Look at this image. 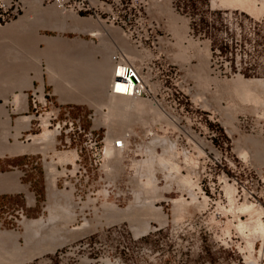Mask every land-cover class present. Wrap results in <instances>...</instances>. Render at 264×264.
Here are the masks:
<instances>
[{
	"label": "rangeland",
	"instance_id": "obj_1",
	"mask_svg": "<svg viewBox=\"0 0 264 264\" xmlns=\"http://www.w3.org/2000/svg\"><path fill=\"white\" fill-rule=\"evenodd\" d=\"M164 1H150V7L148 9L149 18L154 21L151 25L156 28L159 36H163L164 33L169 32L174 35L175 41L170 42L171 40L164 38L166 40V45L164 47L157 50H150L149 48L138 50L132 46L131 41L128 40V50L131 49L133 51L132 53L128 51V54H131V57L133 56V59L131 58L130 60H133V63L135 62L134 65L136 67H139L143 62L153 61V63H155V67H153V70H155L154 72H156L159 67V71L163 70L166 75H171L172 80H169L168 84L179 93L178 96L181 97V100L175 102L173 97L165 96L163 99L161 97L156 104L152 100L143 99L148 102L150 106L152 105L150 110H145L144 113H138L137 111L128 112L130 117L128 124H126V126L124 125V128L122 127L116 130L119 133L115 134L116 137L118 135L117 139H119V134L122 133L125 135L128 133V153H125L126 155L128 154V162L122 161L126 159L124 157L126 156L125 154H122L120 157L115 156L120 165L117 163V169L115 167L116 171L111 169L110 172L105 166L107 159L104 158L105 156L103 154V164L100 173L101 175L103 174L106 181L103 182L101 180V183L98 185L97 195L91 197L84 196L80 203L78 201V196L73 193V189H65L62 181L57 182V188L60 192L63 190H65V192L70 191L74 199L73 201L76 202V204L78 203V207L76 206V213L80 214V216L77 217L76 222L72 225H68V229L63 228L64 225L62 224V227L58 225L61 227V230H59L58 228L60 227L54 224L51 232L44 230L52 226L47 224V221H49L47 218L49 219V212H51L50 209H52L50 208L52 203L47 193V181L49 179L47 166L52 161L51 156H53V153L50 152L54 149L55 139L52 141V143L54 142L52 145L49 144L51 141L50 138L49 140H41L38 136V139L35 138L37 140L34 139V136L41 135L44 132L45 127L39 128L37 126L36 119L39 117V112H36L33 106L32 100L34 93L32 88L27 86L33 78H30L29 82L26 81L28 76H32L35 79L36 70H40L39 72L42 78H44L43 82L39 81L42 82L43 86L44 79L46 81L45 93H53V85L50 83L52 82L50 80L54 78L56 81L58 78L56 81L57 83H55L56 85H63L64 82L67 84L68 79L71 81L70 79L76 76L75 73L74 76H72L73 72H71V70L82 68V66L78 65H68V62L73 60L76 61L86 55L91 56L93 48L88 43L82 45L78 44L76 40L79 35L74 32L75 29L70 27L73 32H68L70 29L69 26L66 24L63 26V20L60 17L53 19L55 16H52V14L50 15V13L48 15L46 14V16H44L45 13L43 15L41 13L42 16L39 14L41 17H38V14H27L28 8H26L19 17L0 25V173L11 171L12 167L19 166V170H21V185L26 186L28 192L34 197V202H31L26 191H22L18 194H0V231H12V233L19 234V236L21 234L22 236V233L27 231L25 230V222H28V220L34 221L41 217L43 219V224L46 223L45 226L42 225L44 228L39 225L41 229H44V233L39 229V226L35 228L39 229V231H36L39 232L38 234L42 232L41 234L43 236L41 237V235H39L37 237L38 234L35 232V229L32 228L34 229L33 233L30 231L32 229H29L31 237L37 234L36 237L30 239L29 232H25L28 234L29 243L24 241L27 238H24V236H26L24 233L25 235L23 234V238L20 237L18 239V247L19 245V248L24 247V249L21 250H28L29 247L28 251H32L35 245L37 248L40 247L39 245H41L42 248L43 245L49 248V244L53 245L54 242L55 245L58 244L54 251L51 250V252L48 250L46 253H42V255H36V257L31 258L30 261L28 259L26 261L23 260L24 262L22 263L21 261L19 262L20 259L18 260V257L15 256H13V258H17L16 260L9 259L12 258L11 255H13L14 250L16 251L14 248L15 243H11V241L6 243L9 245L10 250H8L7 245H2L1 243L3 242L0 241L1 247L3 249L6 248V250L10 252V257L8 253L5 255L9 258L6 259L5 256L1 257L3 260L6 259L7 262L0 259V264L1 262H5L6 264L10 262L13 264V261H16L18 264H109L108 254L111 253L113 249L120 248L119 239L116 236L102 239L98 246H93V241L94 238L103 231L117 229L118 227H121L128 233V264H264V229H260L262 225L258 224V222L261 221L259 223L264 225V212L261 213V210H259L260 207L264 209V88H257L259 89L258 92H254L257 91V89L253 90L256 98L253 100L254 104H252L253 101L251 102L249 98L238 96L240 92L237 91L236 93V89L233 88V90L230 84L232 80L241 76L244 79H263L262 81H264V18L260 22L259 20L262 15L253 16L239 9L214 6V0H171L169 6L167 0ZM52 7L53 6H42V8L47 10ZM54 8L55 7H53V9ZM220 9H230L232 16H221L219 14ZM145 14L144 11L138 14L134 11L132 12V16L128 18L129 32H133L141 27L136 22L139 18L142 19L141 22L145 23L146 26L144 27L147 28L148 24L145 21L147 19L144 16ZM25 15L26 17L30 15L28 18L31 17L30 19H33L31 22L34 25L29 21L30 19L27 18L28 21H25L27 19L24 20ZM49 15L52 16L49 17L50 19L47 18ZM56 15L62 18L67 17L61 14L58 15V13H56ZM20 18H23L21 22H23L24 26L21 25L22 23L20 24V21H17ZM24 21L26 23H24ZM29 22L31 24L30 26L28 24ZM188 23L190 28L188 27ZM55 24H58L60 27L53 28ZM25 26L27 28H23ZM188 30L189 34L187 33ZM168 37L170 38V35L167 36V38ZM30 38L32 42L36 39V42L33 43L34 45L32 46L29 40ZM83 38L88 41L90 37ZM26 41L29 42L30 47H28V42L27 45H25ZM222 42L228 43L231 46L230 53L226 54L221 51L220 47ZM47 47L49 48L46 49ZM206 48L209 53L205 52ZM23 51L27 52V57L29 55V59H26L27 61L23 58H26L25 54L21 55L24 53ZM52 51L55 53L54 55H52ZM44 52H49L48 56H46L47 53ZM134 52H136L135 56H138V59L137 57L136 59L134 58ZM138 52L142 55H140L142 60L139 58ZM205 53H207V55ZM204 54L206 56H203ZM20 55L23 57L19 58ZM37 58L40 61H38ZM50 58L52 59L51 63L53 60L54 63L57 62L56 64H52L54 68L52 70L57 72L60 69V74H58L59 72L56 74L58 77L55 75L56 72H54V77H51L52 75L50 73L53 74V72L48 69V67L50 68L51 66H48L49 64L47 65V63H50ZM21 59H24V63ZM54 65H57V67H54ZM167 71H169V73H167ZM24 75H26V78ZM74 79L77 78L74 77ZM214 79L222 81L221 85H216L212 81ZM48 81L50 82L48 83ZM24 82H26L27 85ZM72 83L73 82L69 83V85ZM30 84L31 82L29 85ZM35 85L36 88L39 83H35ZM22 87V91L26 94L27 107L22 102H14L15 94L19 93ZM41 87L42 86H40V88ZM156 88V85L152 86L153 90ZM37 95L40 96L39 93H37ZM257 98L260 102L256 101ZM246 99H248L250 103ZM250 99L252 100V98ZM244 100H246V102ZM255 103L257 105H255ZM42 111L40 112L42 113ZM105 113H107V109L103 111V114ZM90 114L93 116L94 125H97V127L101 126V129L97 130L96 134L99 135L100 139H104V149L109 132L107 124L109 122L105 123L103 119H100L102 116L100 112L94 113L91 110L86 113V115ZM25 117H30L29 119L35 118L32 123H28L26 119L23 120ZM24 121L28 123V127H26L27 124H25ZM23 125L26 126L22 128ZM86 125L87 128L91 127V121L88 120ZM47 130H52V128H47ZM53 132L52 134H54ZM162 137H165L167 141L169 140L168 142H170V140L171 142L176 141L177 144L174 142V145V143L171 144L170 142V145L176 147L173 146L176 150L172 148L176 155H174L175 157L173 156V158H175L173 160H177L174 162H177L176 164L178 166L180 165V170L178 169L174 172L172 168H169V166L167 167L166 163L163 162L161 164H165L166 167H162L163 165L160 163L156 164L158 161L154 158H157L155 155H162V144L160 147L159 144L161 142L159 140L155 142V139H153L154 143H157L155 145L158 146L152 148L151 146L155 145L151 142L153 143L152 145L150 141H152V138ZM172 139L174 141H172ZM33 142H38L39 144H36L37 146L35 145V148L34 145L29 148L30 143ZM146 143L148 145L151 144L150 147H148L149 149H153V151L147 149L155 152V155L150 152L155 156L153 158L154 160L151 157L152 160L147 158L148 156H152L150 153L148 156L145 154L147 151L145 148L147 147ZM15 145L20 146L18 147L19 149L17 148L18 151ZM43 146L44 149L42 148ZM8 149H12V152L10 151V153ZM30 149L31 151L39 153L37 161L34 160L33 157L29 159H27L28 156L17 157L19 154L28 153ZM68 150H71V148L58 147L56 152L61 153L62 151L65 152ZM4 155H7V158H4ZM142 160L143 164H145V162L147 164L148 160H151L152 163L156 161L155 164L153 163V168L155 165H161V168L155 167L156 171H154L156 173H154L153 170L151 172L156 174L155 176L152 175L157 178L153 184L161 189V191L157 192L156 190L158 188L154 186V188H157L155 192L159 195L162 194L161 196L163 198H161L163 201H161V198L159 199V195L157 198L158 201H156L157 199L155 200L156 196L153 198V203L152 200H150V197H153L151 195L155 193L151 190L154 189L151 188L153 185L149 188V193H152L151 195L148 194L147 196L145 192V196L141 195L143 199L145 197L144 200L142 198H137V200L134 199L138 193V189L136 191L134 187L140 188L139 185H142L140 182H143L141 187L145 188L146 186L145 175H142V179L139 177L141 175L138 174V172L140 173L141 171L140 165H142ZM138 161H140V164ZM135 166L140 167L136 168ZM148 166L147 164L145 168ZM142 167H144V165ZM164 168L167 169L165 170ZM168 168L171 171L168 170ZM160 169L162 171H160ZM29 170H31V172ZM124 171H128V193L124 192V186L119 184L116 187L119 193H116V191H113V187H109V185H112V182L118 177H122ZM143 172L145 174L150 173H146L145 169L141 171L142 174ZM176 173H180V176L188 175L190 181L192 179L193 186L191 187L194 188L191 189L189 187L190 191H192L191 195L193 196L194 194L195 197L198 198L197 202L200 201V205L203 203V207L197 202L196 204L195 202L191 203L192 196H190V192L187 190L188 187L184 188V184L181 187V183L179 182V184L178 181H175L174 178L172 179L169 175H175ZM167 175H169V178H171L173 182L175 181V183L172 181L171 183V179L169 180L166 178ZM174 175L171 176L173 177ZM177 175L180 177L179 174H176V176ZM166 179L167 182L165 181ZM156 180H159L158 183ZM169 182L171 185L168 187L166 183ZM193 183H195V185ZM228 184L232 185L230 188L233 192L231 193V190L228 188V191L226 190L225 185L227 186ZM160 187H164L166 190ZM167 187L169 189H167ZM140 189L146 191V189ZM140 189L139 192L141 191L140 193L142 194L143 191ZM156 193L154 195H157ZM137 196L139 197L140 195ZM204 197H206L207 200ZM90 198L93 199V201ZM119 198L121 200L124 199L125 202L120 204L118 202ZM147 198L154 207H162L160 209H162L163 214L166 216V220L165 224H160L161 222H157L154 219H146V222L150 224V229L147 225L148 230L145 232L143 231V233L139 235H136L128 219L119 222L118 220L120 219H118L117 222H115L111 219L112 213H104L107 210L103 208V204L106 203H112L113 206L119 208L117 210L138 205L136 208L138 212L133 208L136 213L134 212L135 214H132L134 217L136 214V217L140 214L138 219L140 218L141 221H145L144 219L148 214L146 211L147 208L145 207L151 205L147 203ZM177 198H182L184 201L186 199L187 205L188 202L191 201L188 206H184L182 218H177L173 211V202L171 201ZM133 199L134 201L136 200L137 204L134 203L133 205ZM88 200H90V202H88ZM202 200H205L206 204L204 203L205 201ZM246 202L253 205L254 209L241 210V206ZM48 207L49 212L47 209ZM140 211L141 213H139ZM54 218L56 219V217ZM142 218L144 219L142 220ZM53 220L54 219H52V221ZM84 221H90L88 222L90 227L87 226V228H89L86 229L88 231L85 235L81 234L79 230H74V227L81 226ZM107 221H110L108 222L109 224ZM239 222H243L244 225L245 223L251 224V227H248L246 224L242 229L238 228L239 231L236 229L239 224H242ZM47 225H49L48 228L46 227ZM257 225L260 226H258L259 229H257L258 227L256 228ZM253 228H255V230H253ZM62 229L65 231V236L62 234L64 233ZM54 231H59V235ZM70 231L73 234L77 232V234L73 235L75 240L71 238L72 234ZM254 231L259 232L256 233ZM34 232L36 234H34ZM78 232H80V234ZM50 234H52L55 239L50 237ZM68 234H71L70 237L67 236ZM37 238L39 241L41 240L40 243L36 241ZM86 238L91 239L90 246L84 244ZM56 239H58V241ZM59 239H61V241ZM67 239L70 240L68 242H63L65 240L67 241ZM71 239H73V241ZM31 240L35 242L34 246L30 242ZM49 240H51V242H49ZM247 241L251 245L250 248ZM25 242H27L29 246H24L27 244ZM46 242L49 243L47 244ZM30 245L34 248H31ZM3 249H0L1 253L8 252L5 249V251L2 252ZM250 249H253V251ZM36 250L34 249L33 251ZM59 251L64 253L62 259L54 257V254ZM17 253L15 252L14 254ZM51 257L52 261L49 260ZM98 258L102 260L98 261Z\"/></svg>",
	"mask_w": 264,
	"mask_h": 264
},
{
	"label": "bare ground",
	"instance_id": "obj_2",
	"mask_svg": "<svg viewBox=\"0 0 264 264\" xmlns=\"http://www.w3.org/2000/svg\"><path fill=\"white\" fill-rule=\"evenodd\" d=\"M164 1V0H163ZM170 1L171 0H167V3H168V6H169V3H170ZM164 2H166V1H164ZM24 3L26 4V6L28 7V13L27 14H30V13H33V14H38V17H41L44 13V16H46V14L48 15L49 13H50V15L52 14V15H56V13H58V15L59 14H61L62 16H67V17H70V19L72 20V19H78L77 18V15L75 14V12H72V11H66V10H60L59 8H54L53 9V7L52 8H49L48 10L47 9H44V8H42V6H41V3L38 1V0H24ZM213 5L214 6H221V7H224V8H235V9H239V10H242V11H245V12H247V13H250L251 15H253V16H261V15H263L264 14V0H214L213 1ZM167 6V7H168ZM168 9V8H167ZM47 12V13H46ZM41 13H42V15H41ZM39 14L41 15V16H39ZM50 15H49V17H50ZM54 15V16H55ZM28 16H30V15H28ZM28 16L26 17V15H25V17H24V20L25 19H27L28 18ZM32 16V15H31ZM43 16V17H44ZM57 16V15H56ZM23 17V16H22ZM52 17V16H51ZM57 17H59V16H57ZM57 17H55V18H53V19H57ZM63 18V19H68V18ZM31 18V17H30ZM30 18H28V19H30ZM23 18H20L19 20H17V21H20V24L21 25H23L24 26V24H23V22H21V20H22ZM28 19L27 20H25V21H28ZM40 19V18H39ZM39 19H38V21H39ZM50 19V18H49ZM45 20V19H44ZM48 20V19H47ZM82 20V19H81ZM83 20H85V18H83ZM82 20V21H83ZM90 20V19H89ZM23 21V20H22ZM24 21V23H26ZM30 22L31 21H33V19L31 20H29ZM38 21H36V22H38ZM43 21V20H42ZM46 21V20H45ZM66 21V20H65ZM64 21V22H65ZM75 21H79V20H75ZM82 21L80 22V23H82ZM88 21V20H87ZM87 21H83V23H88V29L89 28H91L90 30L91 31H89V33H92V34H90L91 36L93 35V36H99L100 34H102L101 32V30H103L102 28H100L101 30H100V32L98 31V27L99 26H102V25H99L98 23H96L95 24V22H92V20H90L89 22H87ZM30 22L28 23L29 24V26L31 25L30 24ZM41 22V21H40ZM39 22V23H40ZM71 22H73V21H71ZM17 23V22H16ZM16 23H14V24H16ZM32 23V22H31ZM58 23V22H57ZM82 23V24H83ZM18 24V23H17ZM20 24H19V26H20ZM27 24V25H28ZM33 24V23H32ZM74 24V23H73ZM75 24H78V23H75ZM97 24H98V27H97ZM103 24V23H102ZM34 25V24H33ZM56 25V24H55ZM54 25V26H55ZM58 25V24H57ZM56 25V26H57ZM62 25H63V23H62ZM81 25V24H80ZM96 25V26H95ZM104 25V24H103ZM55 26V27H56ZM76 26V25H75ZM105 26V25H104ZM110 26L111 25H109V27H108V25L106 26V27H108V29H110ZM113 26V25H112ZM34 27V26H33ZM38 27V26H37ZM36 27V28H37ZM78 27H79V25H78ZM84 27V26H83ZM85 27H86V25H85ZM97 27V28H96ZM20 28V27H19ZM23 28H27L26 26L25 27H23ZM42 28H44V27H42ZM63 28V27H62ZM72 28H73V26H72ZM81 28H82V25H81ZM104 28V27H103ZM112 28V27H111ZM30 29V28H29ZM28 29V30H29ZM39 29V28H38ZM74 29H76L75 27H74ZM84 29V28H83ZM83 29H81V30H83ZM114 29L116 30V28L114 27ZM113 28H112V30H111V32L114 30ZM118 29V28H117ZM31 30V29H30ZM79 30V29H78ZM86 30V29H85ZM107 30V29H106ZM106 30H105V32H106ZM120 29H118V31H119ZM110 31V30H109ZM108 32V31H107ZM116 32V31H115ZM119 32H121V30L119 31ZM119 32H118V34H119ZM123 32V31H122ZM110 33V32H109ZM113 33H114V31H113ZM113 33H111V35H113ZM105 34V33H104ZM116 33H114V35H115ZM117 35V34H116ZM120 35H122V33L120 34ZM124 35V34H123ZM102 35H100V37H101ZM105 36V35H104ZM100 37H98V38H100ZM116 37V36H115ZM127 37V36H126ZM103 38V37H102ZM102 38H100V39H102ZM105 38V37H104ZM123 39L122 40H124V38L125 37H122ZM128 38V37H127ZM106 39V38H105ZM118 39V38H117ZM119 39H121V37L119 38ZM30 41L32 40L31 38L29 39ZM28 40V41H29ZM107 40V39H106ZM126 40V39H125ZM125 40L122 42V44H125ZM28 41H26V44L25 45H27V42ZM29 41V42H30ZM48 41H50V40H48ZM101 41H103V42H105L104 41V39L103 40H101ZM100 41V42H101ZM29 42H28V47H30V44H29ZM36 42V39H34V42H32L31 41V46L32 45H34L33 43H35ZM102 42V43H103ZM101 44V43H100ZM106 44V46L108 45V43H105ZM193 44V43H192ZM126 45H127V43H126ZM103 46V45H102ZM124 47H122L121 49H125L126 50V46L125 45H123ZM27 47V46H26ZM109 47V46H108ZM108 47H105L104 49H101V50H103V53H102V57H103V55H104V60L105 61H107V59L109 58V60H110V57L111 56H108L109 54H111V53H109V50L110 49H108ZM111 47V46H110ZM121 47V46H120ZM192 47V46H191ZM207 47V46H206ZM49 47H47L46 49H48ZM194 48V47H193ZM208 48V47H207ZM206 48V51L205 52H208L207 49ZM29 50V49H28ZM50 50V49H49ZM49 50H44V51H49ZM52 50V49H51ZM111 50H112V47H111ZM110 50V51H111ZM114 50V49H113ZM128 51H131V53L133 52L131 49L130 50H128ZM24 53L23 54H21V55H24L25 54V56L27 55V52H25V51H23ZM29 52V51H28ZM54 52H55V50H54ZM124 52V51H123ZM137 52V51H136ZM136 52H134L135 54H133L134 55V58L136 59V57H137V59H138V56H135L136 55ZM22 53V52H21ZM44 53H47V52H44ZM52 53V55H54L55 53H53V51L51 52ZM109 53V54H108ZM114 53V52H113ZM126 53V52H125ZM139 53V52H138ZM137 53V54H138ZM146 53V52H145ZM209 53V52H208ZM29 54V53H28ZM48 54H49V52L47 53V55L46 56H48ZM206 55H207V53H205ZM203 55V56H206V55ZM19 56V58L21 57H23V56ZM111 55H114V54H111ZM127 55H131V54H127ZM140 53H139V58H140ZM50 56V55H49ZM107 56H108V58H107ZM128 56V57H129ZM142 56V55H141ZM147 56H149V55H147ZM31 57V56H30ZM25 60L28 58L29 59V55H28V57L26 56V58L25 57H23ZM103 58H102V60H103ZM107 58V59H106ZM133 59V56L131 57L130 56V58L129 59ZM143 58V57H142ZM203 58V57H202ZM24 59H21L22 61H23V63H24ZM49 59V58H48ZM47 59V61L49 62V60ZM141 59V58H140ZM20 60V61H21ZM37 60L38 61H40L38 58H37ZM51 58H50V63H51ZM87 60V59H86ZM142 60V59H141ZM27 61V60H26ZM90 60H88V62H89ZM131 61H133V60H131ZM56 62V61H55ZM22 63V65L24 66V64ZM50 63H47V65L48 66H51L50 68L48 67V69H50V71H52L53 72V74L52 73H50L52 76L51 77H54L53 75H54V72H56V71H53L52 69H54L53 68V66H52V64H55L54 63V60H53V62L51 63V65H50ZM57 63V62H56ZM73 63V62H72ZM87 63V62H86ZM100 63V62H99ZM104 63V62H103ZM103 63H102V66L100 67V65H99V68L96 70L97 71V73L98 74H96V77H95V80L93 79V76H92V81H95V85H96V87H97V96H98V92L101 94H99L100 96H104L103 97V99H102V102L99 104V103H96V104H98L97 106L100 108L99 110H101L103 107L104 108H106L107 109V113H105V114H103V111H99L100 113H101V118L100 119H103L104 120V122L105 123H107V122H109V123H107L108 124V131L110 132H108V136H107V138H106V142H105V148H104V158H106L107 159V163H106V167L108 168V170L110 171L111 169H114L115 171H116V169H117V165L119 164L118 163V159H116L115 158V156L116 157H120L121 155H122V151H120V150H117L115 147H114V142H115V140H117V137H118V135H117V137H116V135L115 134H117V133H119V132H117L116 130H119L120 128H124V125L126 126V124H128V121H129V113L128 112H130V111H137L138 113L140 112V113H144V111L145 110H150V108H152V105L150 106V104H148V102H146L145 100H143V99H133V98H126V97H122V96H115V95H111L110 94V92L109 93H106V88H107V86H108V91H109V87H110V84H109V82L106 84V82L107 81H110L111 80V75H112V73H111V75H109L110 73L109 72H107V70L109 71L111 68V70L113 71V66H112V64H111V62H107V65L105 66V64L103 65ZM108 63H110V64H108ZM133 63V62H132ZM135 63V62H134ZM20 64H21V62H20ZM38 64H39V62H38ZM59 64V63H58ZM61 64V63H60ZM64 64V63H63ZM80 64H84V63H80ZM89 64V63H88ZM21 65V66H22ZM57 67V65H54V67ZM62 66V65H61ZM90 66V65H89ZM107 66H109V67H107ZM93 67V66H92ZM98 67V66H97ZM110 68V69H109ZM23 69V68H22ZM25 69V68H24ZM47 69V70H48ZM60 70V69H59ZM59 70L57 71V72H59ZM98 70H100L99 72H98ZM38 73H40L38 70H36ZM49 71V72H50ZM75 71V70H74ZM93 71V70H92ZM37 72H35V74H36V76H35V74H34V76L36 77L35 79H38V80H40V81H42L43 82V78H42V76H41V73L40 74H38ZM48 72V73H49ZM57 72L55 73V75L57 74ZM107 72V73H106ZM61 73H62V71H61ZM74 73L75 72H73V75L72 76H74ZM77 73H79V72H77ZM90 73H91V67H90ZM94 73H96V72H94ZM58 74H60V72L58 73ZM89 74V73H88ZM110 76H108V75ZM49 75V74H48ZM107 75V77H109V78H106L105 76ZM28 76V75H27ZM57 76V75H56ZM79 76V75H78ZM87 76V75H86ZM90 76V75H89ZM89 76H87V78L89 77ZM240 76V75H239ZM24 77L26 78V75H24ZM50 77V76H49ZM58 77V76H57ZM75 77V76H74ZM73 77V78H74ZM30 78H33L34 79V77H30V76H28L27 77V81L26 82H29V80H30ZM82 78V77H81ZM86 78V79H87ZM33 79H31V83H32V80ZM49 79H51V78H49ZM58 79V78H57ZM57 79H56V81H57ZM84 79V78H83ZM90 79V78H89ZM107 79V80H106ZM24 80V79H23ZM54 80V78L52 79V80H50V81H52V83L51 84H54V83H57L55 80ZM72 82H75V80H72V79H70ZM88 80V79H87ZM263 79H261V80H257V79H255V80H249V79H244V78H242V76L241 77H238L237 79H234V80H232V82L230 83L231 85H232V89L234 88V89H236V93H237V91H239L240 93H242V94H240L239 92V95L238 96H244L245 98L247 97V98H249V100L252 102L256 97H255V93H253V90L255 89H257V88H259V87H263L264 88V81H262ZM50 81H48V83L50 82ZM71 81H69V79H68V82L69 83H71ZM83 81H85V80H83ZM90 82H91V84H93L92 83V81L91 80H89ZM216 85H221V83H222V81H220V80H218V79H214V80H212ZM26 82H24L25 84H26ZM29 82V83H30ZM42 82H41V84H42ZM54 82V83H53ZM67 82V84H66V82H64L63 83V85H65V86H63L62 84L59 86V84H55L56 86H55V91L57 92V93H59V95L62 93V95H64L63 93H65L66 95L67 94H69V93H71V94H77V91L78 90H80L81 91V89L79 88V87H81V86H79L78 87V90H77V86H75V85H72V84H70L69 85V83ZM24 83H23V85H24ZM29 83H28V85H29ZM58 83H60V82H58ZM76 83H77V80H76ZM86 82H84V84H85ZM22 84V83H21ZM40 84V86H42L40 89H38V90H40V91H43L44 90V88H43V84L41 85ZM75 84V83H74ZM79 84V83H78ZM80 84L83 86V83H81L80 82ZM229 84V83H228ZM227 84V85H228ZM27 85V84H26ZM27 85V86H28ZM31 86H33L32 84H30ZM94 85V86H95ZM107 85V86H106ZM93 86V87H94ZM86 87V86H85ZM84 86L83 87H81V88H85ZM90 87V86H89ZM231 87V86H230ZM19 88V87H18ZM28 88V87H27ZM86 88H88V86L86 87ZM23 89V87L21 88V90ZM93 90V88H90V90ZM95 89V88H94ZM118 89H119V91H121V90H123V88H121V86L120 87H118ZM117 89V90H118ZM233 89V90H234ZM260 89H262V88H260ZM19 90V89H18ZM82 90H84V91H89V90H86V89H82ZM258 90L259 89H257V91H254V92H258ZM20 91V90H19ZM79 92V91H78ZM82 92V91H81ZM81 92H79V93H81ZM94 92V93H95ZM260 92V91H259ZM84 93V92H83ZM83 93H81V94H83ZM14 94V93H13ZM70 94V95H71ZM87 96H88V94L87 93H85ZM258 94V93H257ZM65 95V97H67ZM91 95V94H90ZM73 96V95H72ZM71 96V97H72ZM76 96V95H75ZM94 96V95H93ZM96 96V97H97ZM62 97H64V96H62ZM70 97V96H69ZM70 97V98H71ZM74 97V96H73ZM79 97V96H78ZM89 97V96H88ZM87 97V98H88ZM95 97V96H94ZM99 97V96H98ZM68 98V97H67ZM82 98V97H81ZM83 98H86V97H83ZM90 98H92V97H90ZM240 98H242V97H240ZM250 98H252V100L250 99ZM40 99H42V98H40ZM73 99H78V98H73ZM89 99V98H88ZM92 99H94V98H92ZM260 99V98H259ZM14 102H16V103H23L26 107H27V98H26V94H23L22 93V91H21V93L19 92V94H15V96H14ZM72 100V99H71ZM99 100H101V98L99 99ZM246 100H248V99H246ZM246 100H244L245 102H246ZM248 100V101H249ZM262 100V99H261ZM74 101V100H73ZM95 101H96V98H95ZM94 101V102H95ZM247 101V102H248ZM250 101H249V103H250ZM256 101H259L260 102V100H258V98H257V100ZM255 101V102H256ZM93 101L91 100V102L90 103H92ZM97 102V101H96ZM248 103V104H249ZM93 105H94V103H92ZM91 104V105H92ZM96 104H95V107H96ZM252 104H254V101H253V103ZM257 104H258V102H257ZM256 103H255V105H257ZM22 105V104H21ZM254 105V106H255ZM161 106V105H160ZM97 107V108H98ZM23 108V107H22ZM155 108H157V107H155ZM153 110V109H152ZM161 110H163V109H161ZM156 113H159V112H157V111H155ZM161 112V111H160ZM98 113V112H97ZM161 113H163V112H161ZM30 118V117H29ZM28 117H25V118H23V120H25L26 119V121H30V119H29ZM161 118H162V116H161ZM164 120V119H163ZM20 121H22V120H20ZM26 121H24L25 122V124H27V126L26 127H28V123L26 122ZM100 121V120H99ZM165 121V120H164ZM103 122V121H102ZM167 123V122H166ZM23 124V123H22ZM100 124V123H99ZM103 124V123H102ZM167 125H168V123H167ZM24 125L22 126V128L23 127H25ZM94 127H95V125H94ZM97 127V126H96ZM122 130V129H121ZM115 131H116V133H115ZM52 132H53V130H47V127H45V130H44V132L41 134V135H37V136H34V139L35 138H41V140L42 139H48L49 140V138L51 139V141H50V143L49 144H53L52 143V141L55 139V132H53L54 134H52ZM122 134V133H121ZM121 134H119L120 135V138H122V139H125L126 140V134L125 135H121ZM53 135V136H52ZM115 135V136H114ZM155 135V134H154ZM39 136V137H38ZM116 137V138H115ZM155 137V136H154ZM156 137H157V134H156ZM159 137V136H158ZM161 137V136H160ZM119 138V139H120ZM167 138V137H166ZM37 139H35V140H37ZM153 139H155V142L156 141H160L161 143L159 144V146L161 147V144H162V147H161V150H162V155L160 154L159 156H157V155H155L154 153L155 152H152L153 151V149H151L152 151H149L150 149H149V147H150V145L152 144L153 145V143H154V141H153ZM169 139V138H168ZM46 140H44V141H46ZM151 140V139H150ZM34 141V140H33ZM169 141V140H168ZM167 140H165V137L163 138H152V141H150V143L151 142H153V143H149L150 145H148L147 143V147H145L146 148V150L148 151V153H147V151H146V156H148L149 155V153L151 152L152 154H154L157 158H154L155 156L154 155H152L151 153V155L153 156H148L147 158H154L156 161H158V163L156 162V164H161L162 162L163 163H166V165H167V167L169 166V168H172L173 170H174V172H175V170H178L179 169V167H180V165L178 166L174 161H177V160H173V159H175V158H173V156L175 155V153H174V150L172 149V148H174L175 146V143H176V141H174L173 139H172V141H174V142H171V140H170V142H171V144L172 143H174V147L172 146V145H170V142H168ZM41 142V141H40ZM44 144V143H43ZM55 144V143H54ZM126 144H128V140H126ZM155 144H157V143H154V145ZM177 144V143H176ZM13 145V144H12ZM11 145V146H12ZM17 145V144H16ZM15 145V147H16V150L18 151V147H20V146H16ZM46 145V144H45ZM37 146V145H36ZM146 146V145H145ZM149 146V147H148ZM156 146H158V145H155V146H151L152 148L153 147H156ZM15 147H14V149H15ZM24 147V146H23ZM23 147H22V149H23ZM47 147V146H46ZM52 147V146H51ZM50 147V148H51ZM18 148V149H17ZM34 148H35V145H34ZM43 149H44V146L42 147ZM144 148V149H145ZM149 150H148V149ZM176 148V147H175ZM174 148V149H175ZM12 149H13V147H12ZM11 149V150H12ZM21 149V150H22ZM155 149V148H154ZM171 149H172V152H171ZM9 150V152H10V149H8ZM7 150V151H8ZM24 150H25V148H24ZM42 150V149H41ZM52 150H54V149H52ZM176 150V149H175ZM199 150V149H198ZM23 151V150H22ZM144 151V152H145ZM54 152H55V156H51L52 158H56L57 159V161H54V160H52L49 164H48V174H49V179H48V196H49V199H50V202L52 203L51 204V207L50 208H52V209H50V211L51 212H49V207L47 208L48 209V212L50 213L49 215H50V217H52V218H50L49 217V219L47 218V220H49V221H47V224H49V225H52L51 227H49L48 228V226L49 225H47L46 227L48 228L47 230H44V229H41V227H42V225L43 226H45L46 225V223L45 224H43V219L40 217V219H37V220H28V222H25V230H27L28 232H29V229H32V228H34L35 229V232H37V234L39 233L38 231H39V229H41L42 231L44 230V231H48V232H51L52 230H53V225L55 224L57 227H62L63 225H64V227L63 228H67L68 229V225L70 224V225H72L74 222H76V220H77V217L78 216H80V214H77L76 213V206H77V204H76V202H74L73 200V197H72V195H71V193H70V191L69 192H65V190H63L62 192H60L59 190H58V188H57V180H56V178H57V176L59 175H61V173H62V171H61V173L60 172H58V169H56V167H57V163H59L60 165L62 164H67V163H74L73 161H75L74 159L76 158V153H75V151L74 150H68V151H62L61 153H59V152H56L55 150H54ZM176 152V151H175ZM200 152V151H199ZM201 152H202V150H201ZM11 153V152H10ZM16 153V152H15ZM157 153V152H156ZM172 153V154H171ZM176 154H178V153H176ZM243 154H244V151H243ZM176 156V155H175ZM174 156V157H175ZM123 157V156H122ZM125 157V156H124ZM178 157V156H177ZM177 157H176V159H177ZM115 158V159H114ZM150 158V159H151ZM122 159H124V158H122ZM151 159V160H152ZM153 159V160H154ZM147 161V164L149 165L147 168H145L146 167V162H145V164H143V160H142V165H140V166H137V167H140V169H141V171L142 170H146V173L147 172H150V173H147V174H145L144 172H143V174L141 173V171H140V173L138 172V174H140L141 176L143 175H145L144 176V178L146 177V186H145V188L144 187H141L142 185H143V182H140V183H142V185H139L140 186V188H143V189H146V191H144V190H142V189H140L139 187H134V188H136V191H137V189H138V193H140L139 192V189L140 190H142L143 191V193L141 194H138L137 193V195H140L139 197L136 195L135 197H134V199H136L137 200V198L139 199V198H142L143 199V197H141V195H144V193L148 196V194H150L149 193V188H150V186H152L151 188H154V186H156L155 184H153L154 182H155V179H157L156 177H153V175L155 176L156 174H154V173H156L155 171V167H157V168H161V165H163V164H161V165H155V167L153 168V165L155 164V162H153L152 163V161ZM120 161V160H119ZM122 161H124V160H122ZM134 161V160H133ZM145 161V160H144ZM140 161H138V163H139ZM118 163V164H117ZM152 165H151V164ZM140 164V163H139ZM138 164V165H139ZM120 165V164H119ZM122 165V164H121ZM144 165V167H142ZM151 165V166H150ZM105 167V168H106ZM115 167H116V169H115ZM132 167H133V162H132ZM136 167V166H135ZM134 167V168H135ZM136 167V168H137ZM149 167H152V168H149ZM162 167H166L165 166V164L162 166ZM142 168H144V169H142ZM149 168V169H148ZM168 168V170H170ZM139 169V168H138ZM137 169V170H138ZM165 169V168H164ZM167 169V168H166ZM165 169V170H166ZM191 169V168H190ZM148 170V171H147ZM154 171V173L153 172H151V171ZM180 170V169H179ZM109 171H108V173H109ZM160 171H162L161 169H160ZM171 171V170H170ZM193 171V170H192ZM111 172V171H110ZM179 172V171H178ZM194 172V171H193ZM170 173V172H169ZM13 174H15V173H13ZM111 174V173H110ZM153 174V175H152ZM176 174H179V176H180V173H176ZM176 174L174 175V174H169L170 175V177L173 179L174 178V180L175 181H178V183L180 184V186L182 187V185L184 184L185 185V187L184 188H186V187H188V191L190 192V196H192L191 195V192L192 191H190V188L191 189H193L191 186H193L192 185V179H191V181H190V177L188 176V175H184V176H180V177H178V175L176 176ZM188 174L190 175V173L188 172ZM193 174V173H192ZM17 174H15V177H13L14 175H12V174H9V173H7V174H0V183H3V182H9V181H12L13 179H14V184L16 185V187L14 188L13 187V190L14 189H21V190H24V191H26L27 192V194L29 195L28 197L30 198V201L32 202H34V197L28 192V190H27V187L26 186H24V185H21V183H19V179H18V177L20 176V174H18L17 176H16ZM147 175V176H146ZM169 175H167V177L166 178H168L169 180L171 179V178H169ZM171 175H174L173 177L171 176ZM141 176H139L140 178H142L143 179V176L141 177ZM191 178H192V176H191ZM141 179V180H142ZM172 179L170 180V182L172 181ZM145 180V179H144ZM137 181V180H136ZM139 181H140V179H139ZM159 181V180H158ZM158 181L156 180V182L158 183ZM166 182H167V179L165 180ZM175 181L173 182V183H175ZM145 182V181H144ZM166 183V185L169 187L170 185H171V183ZM5 183L3 184V186L5 185ZM10 183V182H9ZM137 183V182H136ZM177 183V182H176ZM177 183V184H178ZM7 184V183H6ZM138 184H139V182H138ZM194 185H195V183H193ZM2 185V184H1ZM0 185V186H1ZM10 185H12V183L10 184ZM229 185V186H228ZM227 186L225 185V187H226V190H227V188L229 189V190H231L230 191V193L231 192H233V190L230 188L232 185H230V184H228ZM13 186V185H12ZM2 187V186H1ZM157 187V186H156ZM154 188V189H151L152 191H154L155 192V189H159V187H157V188ZM165 187V186H164ZM162 188V187H160V188H162V189H165V188ZM167 187V189H169ZM190 187V188H189ZM195 187H197V186H195ZM12 188V187H11ZM10 188V189H11ZM2 189V188H1ZM9 189V190H10ZM156 190L157 192L158 191H161V189H159V190ZM3 190H4V188H3ZM3 190H0V191H3ZM7 190V189H6ZM166 190V189H165ZM135 191V190H134ZM228 191V190H227ZM25 192V193H26ZM136 193V192H135ZM156 193V192H155ZM155 193H153V195H151V196H153L152 198L150 197V200H152V203H153V198L155 197V200L158 198V195L159 194H157V195H154ZM229 193V192H228ZM229 193V194H230ZM161 194V193H160ZM162 195V194H161ZM161 195H159L160 197H159V199L162 197ZM188 195H189V193H188ZM145 196V195H144ZM189 196V197H190ZM194 196V197H193ZM193 196H192V202L191 201H189V202H191V203H194L195 202V204H196V202H197V197H195V195L193 194ZM28 198V199H29ZM163 198V197H162ZM162 198H161V201H163L162 200ZM205 199H206V197H204ZM91 199V198H90ZM134 199H133V202L132 201H130V202H132L133 203V205H134V203H136V200L134 201ZM144 199H145V197H144ZM143 199V200H144ZM92 201H93V199H91ZM142 200V201H143ZM165 200V199H164ZM188 200V199H187ZM207 200V199H206ZM95 201V200H94ZM147 201H148V198H147ZM156 201H158V199L156 200ZM155 201V202H156ZM202 201H205V200H202ZM201 201V202H202ZM49 202V201H48ZM88 202H90V200H88ZM171 202H173L172 203V206H173V208H174V213H175V215H176V217L178 218V217H183V214H184V206H186L187 205V201H186V199H185V201H184V199H182V198H177L176 200H173V201H171ZM189 202H188V205H189ZM200 202V201H199ZM199 202H197L199 205H200V203ZM132 203H131V205H132ZM148 204H151V205H148V207H145V208H147V217L144 219V218H142V220L144 219L145 221H141V219L139 218L138 219V217H140V214H139V216L138 217H136L137 216V214H136V216L134 217V215L132 214V213H134L135 211L133 210V208L134 209H136L137 208V206L135 207V206H128V208H126V209H120V210H117V209H119V208H117L116 206H113V204L112 203H106V204H103V208H105L107 211H105L104 213H106V212H109V213H112V217H111V219H113V221H115V222H117V220L118 219H120V220H118V222L119 221H122V220H124V219H128V221H129V223H130V225L134 228H132L133 230H135V233H136V235L138 234H140V233H143V231L145 232V231H147L148 230V226L150 225V224H148V222H146L147 220L146 219H154L155 221H159V222H161L160 224H165V220H166V216L163 214V212H162V209H160V208H162L161 206H160V208L159 207H154L153 205H152V203L150 202V201H148L147 202ZM205 204H206V201L204 202ZM50 204V203H49ZM92 204V203H91ZM137 204V203H136ZM203 204V203H202ZM200 205V206H202L203 207V205ZM143 205H145V204H143ZM187 205V206H188ZM191 205V204H190ZM48 206H50V205H48ZM156 206V205H155ZM78 207V206H77ZM116 207V208H115ZM84 208V207H83ZM82 208V209H83ZM132 209V210H131ZM239 209V208H238ZM254 209V207H253V205H251V204H249V203H244L242 206H241V210H253ZM185 210H186V208H185ZM259 210H261V213L262 212H264V209L262 208V207H260V209ZM78 211V210H77ZM81 211V210H80ZM136 211H137V209H136ZM258 211V210H257ZM79 212V211H78ZM83 212H84V210H83ZM138 212V211H137ZM80 213V212H79ZM136 213V212H135ZM134 213V214H135ZM139 213H141V211L139 212ZM259 213H260V211H259ZM260 213V214H261ZM54 215V216H53ZM82 215V214H81ZM106 215V214H105ZM142 215L144 216V214H143V212H142ZM174 215V216H175ZM146 216V215H145ZM44 217V216H43ZM47 217V216H46ZM54 217H56V219L54 218ZM58 217V218H57ZM110 217V216H109ZM142 217V216H141ZM45 218V217H44ZM176 218V219H177ZM180 218V219H181ZM52 219H54L53 221H52ZM86 219V218H85ZM109 219V218H108ZM138 219V220H137ZM27 220V219H26ZM87 220V219H86ZM107 220V219H106ZM110 220V219H109ZM45 222V221H44ZM88 222H90V221H84V223H82V225L80 226H78V227H74V230L76 229L77 231L79 230L80 232H81V234H83V235H85V234H87V231L88 230H86V229H88L90 226V224L88 223ZM108 222H110V221H107V223ZM164 222V223H163ZM259 222H261V221H259ZM258 222V224H260V225H262L261 227L259 226V225H257L256 226V228L259 226L260 227V229L262 228V230L264 229L263 227H264V225L262 224V223H259ZM239 223H242V224H239ZM238 224H239V226L236 228V229H238V228H243V227H245V225L247 224V226L248 227H251V224H248V223H245V225L243 224V222H239ZM257 223V222H256ZM63 224V225H62ZM109 224V223H108ZM39 225H41V227L39 226ZM58 225H60V226H58ZM148 225V226H147ZM250 225V226H249ZM256 225V224H255ZM36 226H39V229H36L35 227ZM56 226H54L55 228H57ZM74 226H76V225H74ZM87 226H89L88 228H87ZM45 227V228H46ZM61 227L60 228H58L59 230H61ZM70 227V226H69ZM236 227V226H235ZM253 227V226H252ZM259 227L257 228V229H259ZM38 228V227H37ZM42 228H44V227H42ZM34 229H32V230H30L32 233H33V231H34ZM58 229H55V230H58ZM66 229V230H67ZM70 229V228H69ZM73 229V228H72ZM91 229V228H90ZM149 229H150V226H149ZM36 230H38V231H36ZM239 230V229H238ZM253 230H255V228H253ZM27 231H25L26 233H27ZM44 231H43V233H44ZM62 231H64L63 229H62ZM61 231V232H62ZM69 231V230H68ZM73 231V230H72ZM240 231V230H239ZM24 232V233H25ZM34 232V234H36ZM54 232H56V234L59 232H57V231H54ZM71 232V231H70ZM73 232H75V231H73ZM80 232H78L79 234H80ZM90 232H91V230H90ZM254 232H256V233H258L259 231H254ZM24 233H22V236H23V234ZM25 233V234H26ZM42 233V232H41ZM36 234L37 235V237L39 236V235H41V237L43 236L42 234ZM60 233V232H59ZM59 233H58V235H59ZM24 234V235H25ZM34 234H32V235H34ZM54 234V233H53ZM62 234H64V236H65V231H64V233H62ZM72 234V235H71ZM71 234H68L67 236H69L70 237V235H71V238H73V235L74 234H77V232L76 233H72L71 232ZM79 234H78V236H79ZM28 234H26V236H24V238L25 237H27L28 238V236H27ZM36 235H34V237L33 238H35L36 237ZM48 235V234H47ZM51 236L50 237H53V235L52 234H50ZM55 235V234H54ZM58 235H56V236H58ZM61 235V234H60ZM82 235V236H83ZM21 236V234H20V236H19V234H14V233H12V231L11 232H8V231H0V241L1 242H3V243H1L2 245H7V248H8V250H10L9 249V245L8 244H6V243H8L9 241H11V243H15V246L14 245H12V246H14V248L16 249V251L14 250V253L16 252H18L17 254H14L13 253V255H11L12 256V258H9L10 257V255H9V251L8 250H6V248H4L6 251H8V252H4L5 250L1 247V245H0V249H3V251L2 252H4V253H1L0 252V259H1V257L3 256H5V255H7V253H8V256H5L6 257V259L7 258H9V259H14V260H16L15 259V257H18V260H19V262L21 261L22 263L24 262V261H26L27 259L30 261V259L31 258H33V257H36V255H42V253H46L48 250H52V251H54V249L55 248H57V245H55L54 243H53V245L52 244H49V248H46L44 245H43V248H46V249H43L42 247H41V245H39L40 247H36V245H35V242L33 243L32 242V240H35V239H32L30 242L33 244V246L35 245V248L34 247H32V245H30L31 246V248H34L35 250L36 249H38V250H36V251H33L32 249V251H28L29 250V247H28V250H21V249H24V247H22V248H19L20 247V245H19V247H18V244H19V242H18V239L20 238V237H22ZM29 236H30V239L32 238L31 237V234H30V232H29ZM45 236H46V233H45ZM66 236V237H67ZM49 237V238H50ZM65 237V238H66ZM80 237V236H79ZM78 237V238H79ZM23 238V237H22ZM26 238V239H27ZM46 238V237H45ZM54 238V237H53ZM58 238V237H57ZM62 238V237H61ZM24 240V241H29V238L27 239V240ZM38 239V238H37ZM36 239V241L38 242L39 241V239L37 240ZM41 239V238H40ZM46 239H48V238H46ZM55 239V238H54ZM74 239V238H73ZM73 239H71L72 241H73ZM45 240V239H44ZM57 241H58V239H56ZM60 241H61V239H59ZM70 240V239H69ZM68 239H67V241L65 240V241H63V242H68L69 241ZM75 240V239H74ZM41 241V240H40ZM40 241H39V243H40ZM57 241H56V243H57ZM59 241V242H60ZM18 242V243H17ZM27 242H25V243H27ZM36 242V243H37ZM49 242H51V240H49ZM49 242H46L47 244L49 243ZM248 242V241H247ZM24 243V244H25ZM29 243V242H28ZM28 243L26 244V245H24V246H27L28 245ZM45 243V244H46ZM61 243V242H60ZM44 244V243H43ZM66 244V243H65ZM248 244V246L250 245V243L248 242L247 243ZM52 245V246H51ZM29 246V245H28ZM47 246V245H46ZM51 246V247H50ZM56 246V247H55ZM60 246H61V244H60ZM248 246H247V248H248ZM3 247H6V246H3ZM10 247H11V244H10ZM251 247V245L249 246V248ZM13 248V247H12ZM12 250V249H11ZM20 250V251H19ZM250 250H252L253 251V249H250ZM51 251V252H52ZM12 252V251H11ZM12 254V253H11ZM13 256H15L14 258H13ZM6 259H4L6 262H7V260ZM9 259H8V262H9ZM22 259V260H21ZM2 261H4L3 260V258L1 259ZM24 260V261H23ZM15 262V263H14ZM3 262H1V264H2ZM5 263V262H4ZM3 263V264H4ZM17 262L16 261H13V264H16ZM6 264V263H5ZM9 264H12V263H10L9 262ZM18 264V263H17ZM21 264V263H20Z\"/></svg>",
	"mask_w": 264,
	"mask_h": 264
},
{
	"label": "built area",
	"instance_id": "obj_3",
	"mask_svg": "<svg viewBox=\"0 0 264 264\" xmlns=\"http://www.w3.org/2000/svg\"><path fill=\"white\" fill-rule=\"evenodd\" d=\"M40 1L44 5H54L60 10L74 12L84 11L88 6L85 4L87 0ZM144 5L143 0L115 1L112 4V9L118 12V14L116 16L111 15L110 20L113 22L128 23V15L126 18L122 15V13L128 12V6L142 13ZM24 9V0H0V25L19 17ZM219 14L221 16H232L230 10H220ZM95 16L98 17V14L96 13ZM263 18L264 14L259 21L261 22ZM141 20V18L136 20L137 24L141 27L132 32L135 44L138 47L141 46L144 40L150 37L151 33H147V38H144L145 30L150 29L152 31V27L147 26L145 28L144 26L146 24L141 22ZM222 44L229 45L223 42ZM111 61L113 65L109 87L111 95L133 99H149L156 104L161 97L163 99L165 96L173 97L175 102L181 100V97L178 96L179 93L168 84V81L172 80L171 75H166L163 70L159 71V67L154 72L153 67H155V63L153 61L143 62L139 67H136L128 55L123 52L112 55ZM154 85L157 86L155 90L152 89ZM120 86L123 88L121 91L117 90ZM32 101L34 109L36 112H39V117L36 119L37 126L39 128H52L55 132V140L59 147H69L72 145L74 139H79L74 163L62 166L61 179L63 187L73 189V193L78 196L80 203L84 196L91 197L97 195L98 185L101 183L100 170L103 164L104 139L99 138V135L96 134L97 130L92 127L87 128L86 123L88 120L92 121L93 116L91 114L86 115L85 113L76 112L75 108L69 105H57L48 93H43L40 96L35 95ZM126 140H128V133H126ZM126 140L120 138L114 142V147L122 151V154L128 153ZM126 191L128 193V187ZM118 202L121 204L125 201L119 198ZM114 236L119 239L120 248L113 249L108 254L109 264H128V233L121 227L100 233L94 238L93 246L100 245L102 239ZM90 241V238H86L84 244L90 246ZM63 255L64 253L59 251L54 254V257L62 259L64 257ZM49 260L52 261V257ZM101 260V258H98V261Z\"/></svg>",
	"mask_w": 264,
	"mask_h": 264
},
{
	"label": "crops",
	"instance_id": "obj_4",
	"mask_svg": "<svg viewBox=\"0 0 264 264\" xmlns=\"http://www.w3.org/2000/svg\"><path fill=\"white\" fill-rule=\"evenodd\" d=\"M40 3H41V5L42 6H53V7H55L56 9H57V7L56 6H54V5H44L40 0H38ZM115 1H120V0H87V1H85V4L86 5H88L87 6V9L86 10H84V11H77V12H75V14L77 15V20H79L80 22L83 20V18H85V20H83V21H87V22H89L90 20H92V22H95V24L96 23H98L99 25H102V26H99L98 27V24H97V27L99 28L98 29V31L100 32V28H102L103 30H101L102 32V34H100V35H102L101 37H100V35L98 36V37H100V38H102V39H100V38H98L97 36H91L90 34H92V33H89V31H91L92 29L91 28H87L88 26V23H83V21H82V23H80L79 21H75V20H71L70 18H68V19H63L61 16H59L63 21H65V22H63L62 21V23H63V26L66 24L67 26H69V28L71 27L72 28V26H73V28L72 29H74V27L76 28L75 29V31L74 32H76L79 36H78V39L76 40V42L78 43V44H80V45H82V44H86V43H88V44H90L91 45V47L93 48V50H92V54H91V56H83L82 58H79V59H77L76 61H69L68 62V65H78V66H82V68H78V69H75V71L74 70H71V72H75V74H76V78L77 79H74V78H72V80H75V82H73V84L74 85H76L77 86V90H78V87L79 86H81V87H87L88 86V88H81V87H79L80 89H81V91L80 90H78L79 92H81V93H83V94H81V93H79L78 91H77V94L75 93H73V94H71V93H69V94H65V93H63L64 95H62V93L59 95V93H57V92H55V90H54V88H55V83L54 84H52L53 85V93H48V94H50L51 96H52V99L56 102V104L57 105H69V106H71V107H74L75 108V110H76V112H81V113H87V112H90L91 110L95 113V112H99V111H104V110H106V108H102L101 110H99L100 108V106L98 105V104H96V103H101L102 102V99H103V95L102 96H100L101 94L98 92V96L96 95L97 93V87H96V85H95V81H92L93 79L95 80V77H96V74H98L97 73V69L99 68V65H100V67L102 66V63H103V65L105 64V66L107 65V62L109 61V62H111V64H112V61H111V57H112V55L111 54H117V53H119V52H123V53H125V54H128V40H130L131 41V45L132 46H134L136 49H138V50H145V48H149L150 50H157V49H159V48H161V47H164L165 45H166V40L164 39V38H166V39H168V40H171L170 42H172V41H175V39H174V35L172 34V33H169V32H166V33H164V35L163 36H159L158 34H157V30H156V28L153 26V25H151V24H153V20L152 19H150L149 18V14H148V9H149V7H150V1L151 0H143V2H144V12L146 13L144 16L147 18L145 21L147 22V24H148V26H150V27H152V31L150 30V29H148V30H145V37L144 38H147V33H151L150 34V37H149V39H147V40H144L143 42H142V44H141V46H137L136 44H135V41H134V36H133V34H132V32H129L128 31V23H120V22H113V21H111L110 20V17H111V15H117L118 14V12H116V11H113V9H112V4L115 2ZM24 5H25V9L26 8H28L27 6H26V4L24 3ZM221 10V9H220ZM224 10H230V9H224ZM135 12V13H139V11H136L135 9H133V8H131V7H129L128 6V12L126 11L125 13H122V15H124V17L126 18L127 17V15H128V18L129 17H131L132 16V12ZM98 14V17H96L95 16V14ZM52 16H54V15H52ZM51 17V16H50ZM55 17H57L56 15H55ZM47 18L49 19V16H47ZM82 19V20H81ZM90 19V20H89ZM71 21H73V22H71ZM91 22V21H90ZM89 22V23H90ZM74 23V24H73ZM75 23H78V24H75ZM105 25H103V24ZM82 25V28H81V25ZM76 25V26H75ZM78 25H79V27H78ZM85 25H86V27H85ZM108 25V27H109V25H111L110 26V29H108V27H106ZM113 25V26H112ZM84 26V27H83ZM96 26V25H95ZM60 26H53V28H59ZM96 27V28H97ZM104 27V28H103ZM114 29V27L116 28V30L114 29L113 31H114V33H116L115 35H114V33H113V31L111 32V30H112V28ZM188 27H189V23H188ZM69 29L68 30V32H73V30L72 29ZM84 28V29H83ZM120 29L121 30V32H119L118 31V29ZM190 28V27H189ZM79 29V30H78ZM81 29H83V30H81ZM86 29V30H85ZM91 29V30H90ZM107 29V30H106ZM105 30H106V32H105ZM110 30V31H109ZM108 31V32H107ZM116 31V32H115ZM123 31V32H122ZM110 32V33H109ZM118 32H119V34H118ZM128 32H129V35H128ZM105 33V34H104ZM111 33H113V35H111ZM122 33V35H120ZM188 34H189V30H188V32H187ZM124 34V35H123ZM166 34V35H165ZM105 35V36H104ZM170 35V38L168 37L167 38V36H169ZM116 36V37H115ZM128 38H127V37ZM83 37H90L89 38V40L87 41L86 39H84ZM107 39H105V38ZM121 37V39H119ZM122 37H125L124 38V40H125V44H122V42L124 41V40H122L123 38ZM118 38V39H117ZM104 39V41L105 42H103V41H101V40H103ZM101 41V42H100ZM103 42V43H102ZM167 42H169V41H167ZM101 43V44H100ZM105 43H108V45L106 46V44ZM126 43H127V45H126ZM171 44V43H170ZM103 45V46H102ZM123 45H125L127 48H126V50L125 49H121L122 47H124ZM109 46V47H108ZM112 47V50H111V47ZM121 46V47H120ZM105 47H108V49H110L109 50V53H111V54H109L108 56H111L110 57V60H109V58H108V56H107V61H105L104 60V55H103V57H102V51L103 50H101V49H104ZM101 48V49H100ZM114 49V50H113ZM114 52V53H113ZM102 58H103V60H102ZM87 59V60H86ZM88 60H90L89 62H88ZM73 62V63H72ZM87 62V63H86ZM100 62V63H99ZM80 63H84V64H80ZM89 63V64H88ZM56 64V63H55ZM108 64H110V63H108ZM110 64V65H111ZM134 64V63H133ZM90 65V66H89ZM93 66V67H92ZM98 66V67H97ZM113 66V65H112ZM90 67H91V73H90ZM107 67H109V66H107ZM97 68V69H96ZM110 69V68H109ZM112 69V68H111ZM107 70V72H109L110 74L109 75H111V73H112V70ZM93 70V71H92ZM100 70H98V72H99ZM77 72H79V73H77ZM94 72H96V73H94ZM106 72V73H107ZM89 73V74H88ZM79 75V76H78ZM89 76L88 78H87V76ZM93 76V79H92V76ZM108 75V74H107ZM107 75L105 76L106 78H109V77H107ZM82 77V78H81ZM44 78V77H43ZM84 78V79H83ZM88 80H87V79ZM90 78V79H89ZM76 80H77V83H76ZM83 80H85V81H83ZM89 80H91L92 81V83L93 84H91V82L89 81ZM107 80V79H106ZM72 82V81H71ZM80 82L81 83H83V86L80 84ZM84 82H86L85 84H84ZM109 82V84H110V81H107L106 82V84ZM35 83H39V85H38V87H36L35 88ZM50 83H52V82H50ZM79 83V84H78ZM33 86H31V85H28V87L29 88H32V91H33V93H34V96L35 95H37V93H39L40 95H43V93H45L46 91H45V89H46V81H45V79H44V86H43V88H44V90L43 91H40V90H38V89H40V84H41V82L38 80V79H34L33 81H32V83H31ZM95 85V86H94ZM108 85V84H107ZM106 85V86H107ZM90 86V87H89ZM94 86V87H93ZM90 88H93V90L91 89L90 90ZM95 88V89H94ZM107 88H108V86H107ZM106 88V93H109V91H110V89H109V91H108V89ZM82 89H86V90H89V91H84V90H82ZM22 91V90H21ZM21 91H20V93H21ZM96 91V92H95ZM95 92V93H94ZM22 93L23 94H25L24 93V91H22ZM33 93H32V95H33ZM85 93H87L88 94V96L85 94ZM17 94H19V93H17ZM71 94V95H70ZM91 94V95H90ZM100 94V95H99ZM65 95L68 97H65ZM74 97H73V96ZM76 95V96H75ZM95 97H94V96ZM62 96H64V97H62ZM71 98H70V97ZM79 96V97H78ZM97 96V97H96ZM78 98V99H73V98ZM82 97V98H81ZM83 97H86V98H83ZM89 99H88V98ZM90 97H92V98H94V99H92V98H90ZM95 98H96V101H95ZM101 98V100H99ZM72 99V100H71ZM74 100V101H73ZM91 100L93 101L92 103H94V105L92 104V103H90L91 102ZM95 101V102H94ZM92 104V105H91ZM95 104H96V107H95ZM99 107H98V106ZM98 107V108H97ZM99 110V111H98ZM35 118V117H34ZM34 118L33 119H30V121L28 122V123H32V121L34 120ZM91 124H92V128L93 129H95V130H100L101 129V126H98V127H96L97 125H95V127H94V120H92L91 121ZM36 125V124H35ZM34 125V126H35ZM31 140V139H30ZM33 140V139H32ZM67 140H68V138H67ZM78 143H79V139H74V141H73V143H72V145H70L69 147H66L67 149H70L71 148V150H74L75 151V153H76V148L78 147ZM36 144H39L38 142L36 143H30V145H29V148H31V146H33V145H36ZM59 146L57 145V142H56V140H55V145H54V149H55V151H56V149L58 148ZM11 151V150H10ZM12 152V151H11ZM50 153H53V156H54V152H53V150H51V152ZM38 154L39 153H37V152H34V151H31V149L29 150V152L28 153H23V154H19L17 157H20V156H28V158L27 159H29V158H31V157H33V159L34 160H36L37 161V157H38ZM52 156V157H53ZM11 157V156H10ZM4 158H7V155H4ZM125 160L124 161H127L128 162V154L125 156ZM52 160H54V161H57L56 160V158L54 157V158H52ZM75 160V159H74ZM35 161V162H36ZM74 162V161H73ZM67 164H72V163H67ZM57 165V167H56V169H58V172H60L61 173V171H62V166L63 165H65V164H59V163H57L56 164ZM20 169V167L19 166H16V167H12V170L11 171H7V172H2V173H0V174H7V173H9V174H12V175H14L13 177H15V174H20V172H21V170H19ZM60 170V171H59ZM30 172H31V170H29ZM13 173H15V174H13ZM16 175V176H17ZM19 176V175H18ZM61 176H62V173H61V175L59 176H57V178H56V180H57V182L58 181H62V179H61ZM18 179H19V181H20V183H21V174H20V176L18 177ZM106 178H104V176H103V174L101 175V180L103 181V182H105L106 180H105ZM10 182V183H9ZM9 182H3V183H0V185L2 186H0V190H3V188H4V190L3 191H0V194H18V193H21L22 191H24V190H19V189H14L13 190V187L15 188L16 187V185L14 184V179L12 180V181H9ZM5 183V185L3 186V184ZM12 183V185H10ZM113 184L112 185H109V186H111V187H113V191H116V193H119V191H118V189L116 188L117 187V185L119 184V185H123L124 186V192H127L126 191V189H127V187H128V171H124V174H123V176L122 177H118L115 181H113L112 182ZM12 187V188H11ZM2 188V189H1ZM11 188V189H10ZM7 189V190H6ZM10 189V190H9ZM65 189H67V188H65Z\"/></svg>",
	"mask_w": 264,
	"mask_h": 264
},
{
	"label": "trees",
	"instance_id": "obj_5",
	"mask_svg": "<svg viewBox=\"0 0 264 264\" xmlns=\"http://www.w3.org/2000/svg\"><path fill=\"white\" fill-rule=\"evenodd\" d=\"M221 48H222V51L225 52V53H228V52L231 51L230 50V46L227 45V44H222Z\"/></svg>",
	"mask_w": 264,
	"mask_h": 264
},
{
	"label": "snow or ice",
	"instance_id": "obj_6",
	"mask_svg": "<svg viewBox=\"0 0 264 264\" xmlns=\"http://www.w3.org/2000/svg\"><path fill=\"white\" fill-rule=\"evenodd\" d=\"M119 90V89H118Z\"/></svg>",
	"mask_w": 264,
	"mask_h": 264
}]
</instances>
